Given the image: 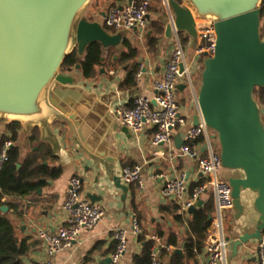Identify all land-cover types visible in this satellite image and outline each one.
Wrapping results in <instances>:
<instances>
[{
  "label": "water",
  "instance_id": "water-1",
  "mask_svg": "<svg viewBox=\"0 0 264 264\" xmlns=\"http://www.w3.org/2000/svg\"><path fill=\"white\" fill-rule=\"evenodd\" d=\"M92 1L0 0V122L39 128L42 140L58 148L51 125L65 120L79 146L106 167L116 187L126 194L128 186L114 174L118 152L115 135L120 131L128 135L129 129L110 112L112 100L108 96L98 98L75 86L73 68L62 70L76 48L82 54L92 43L110 48L123 40L121 34L109 33L100 23L81 18ZM263 3L168 0L171 22L166 25L167 36L175 30L197 43V21H209L214 26L216 48L212 57L205 55L193 126L203 121L216 133L223 168L239 173L228 179L239 215L244 212L242 192L257 194L254 206L260 214L258 224L254 232L233 240L229 260L238 256L240 247L264 235V108L254 98V90L264 87ZM182 144L180 138L179 147ZM94 197L89 196L92 202ZM202 204L200 201L190 208L189 214ZM0 211L7 213L8 207H0ZM175 253L183 254L181 249ZM103 263L113 264L111 258Z\"/></svg>",
  "mask_w": 264,
  "mask_h": 264
},
{
  "label": "crops",
  "instance_id": "crops-1",
  "mask_svg": "<svg viewBox=\"0 0 264 264\" xmlns=\"http://www.w3.org/2000/svg\"><path fill=\"white\" fill-rule=\"evenodd\" d=\"M104 1L107 6L100 12L101 20L98 23L101 25L105 24V11L112 3L110 0ZM130 1L118 0L116 4L124 5ZM158 5H154V8ZM161 5L162 7L160 6L161 9L159 11L151 10L148 25L149 27L155 22L164 28L162 33L155 34L158 39L155 51L151 52L148 47L146 33L148 35L152 34V31L148 28V31L146 29L145 31L125 30L116 32L122 35L123 40L127 39L138 52L135 61L139 65L138 72L141 71L142 74L138 77L137 72L136 86L124 87L123 83L128 74V66L114 64L121 52L126 51L122 44L123 40L119 45L110 47L105 51L103 58L105 64L99 68L95 78L86 79L79 70H75L72 73L75 79V86L88 93L95 94L98 98L108 96L112 100L109 105L110 112L119 105H132L138 96L153 95L154 82L163 78L167 64L174 51L177 36L175 30L169 36L166 35L165 29L166 25L171 22V12L167 6ZM197 23H199V28L205 25L202 20H198ZM177 35L180 39V34L177 33ZM262 35L264 39V32ZM183 37L189 38V41H185L188 42L185 52L186 61L190 63L195 56L198 42L195 43L186 34ZM115 47H118V53L113 54ZM109 52L111 56L108 55ZM204 60L205 57L203 56V62ZM193 80L190 81L187 78H183L179 82L176 93L180 114L190 124H193V118L198 113L196 97L201 86L200 81ZM33 129L22 125L18 131L19 137L14 145L21 149L22 157L31 152L29 138L33 134ZM51 129L58 137L59 147H52L55 151L56 160H50L45 165L61 168L62 175L54 180L42 179V181L46 182V185L39 188L41 189L40 191L37 189L35 194L20 199L22 215L17 220L22 233L32 236L35 240H40L37 236L39 229L56 232L61 226L67 224L68 215L63 209L67 196V186L72 176H79L82 180L83 195L89 200L90 195L95 196V202L103 206L105 216L95 228L86 230L71 248L58 255L56 264H104L103 262L110 258L117 249L118 241L114 237L115 230L126 231L128 238L127 251L119 264H133L134 256L140 254L143 249V244L139 242L138 236L132 232L134 217L138 219L142 231L149 232V235H156L153 232L159 228L166 233V236L177 234L179 246L175 248L170 245L173 249L169 252H175L177 249L182 250L181 244L185 238L186 226L174 220V216L168 209L174 200L163 197L161 189L166 180L182 173L188 176L191 187L198 185L204 180L199 173L197 161L180 156L178 153L180 148L179 140L180 138L183 140L184 137V128H179L175 131L172 143L160 147H155L152 144L155 132V127L153 126L147 127L139 135L131 131L128 135L121 131L115 135L118 152L114 163V174L121 180V172L125 166H140L142 170L141 184L128 185L126 194L116 187L114 180L108 176L106 167L79 146L75 141V134L70 124L65 120H56L52 123ZM4 136L10 137L11 132L8 129V123L0 122V152L4 147H2ZM208 136L214 148L219 143L217 135L209 131ZM204 138L203 141H199L194 147L200 151L202 156H207L208 144L206 137ZM220 176L228 180L230 177H238L239 173L223 168ZM121 183L125 185L122 180ZM256 197L257 194L253 191H243L241 201L244 206V212L239 215L234 207V209L224 213L223 232L226 238H231L228 240L230 246L228 264L258 263L257 248L259 241L256 240L240 247L238 256L229 260L233 240L246 232L255 231L260 217L254 206ZM200 201L203 203L212 202L215 214L216 206L211 190L205 193ZM178 214H180L179 210ZM214 214L212 215V224L209 231L213 227ZM183 215L189 217L191 214ZM23 226L24 230L21 229ZM44 259V244L40 240L38 248L30 252L25 260L28 264H38ZM205 259L204 248V251L197 257L198 264H204Z\"/></svg>",
  "mask_w": 264,
  "mask_h": 264
},
{
  "label": "built area",
  "instance_id": "built-area-1",
  "mask_svg": "<svg viewBox=\"0 0 264 264\" xmlns=\"http://www.w3.org/2000/svg\"><path fill=\"white\" fill-rule=\"evenodd\" d=\"M157 1L168 7V0H131L124 5L109 6L105 11V24L116 32L145 31L149 25L151 8ZM202 22L205 25L200 28L198 23L199 39L193 60L190 63L186 61L185 49L175 32L177 38L174 51L163 78L154 82L153 95L138 96L132 105H119L112 110V113L122 126L136 135L143 133L147 127L154 124L152 144L155 147L172 143L175 131L184 128L183 144L178 153L180 156L197 161L199 173L204 180L191 187L188 176L182 173L166 180L161 193L163 197L177 202L180 214H187L190 208L198 205L205 193L209 190L213 192L216 211L213 216V227L208 232L205 244L204 264H228L230 247L223 232V216L226 211L234 209L232 187L228 180L220 176L223 169L222 161L214 152L208 136L209 129L203 121L198 126L188 123L180 114L176 98L179 82L183 78L191 81L192 73L200 71L198 58L214 55L217 39L214 26L209 21ZM141 74L142 72L139 71L138 77ZM202 136L207 139V156H202L194 147ZM11 145V142H7L0 152V169L7 159V150ZM121 180L127 186L141 184V167L125 166L121 172ZM63 209L68 215L67 224L56 232L47 229L37 231V236L43 242L45 249V259L38 264H56L58 255L71 248L86 230L95 228L105 216V210L100 203L92 202L83 195L82 180L79 176H72L68 182ZM132 232L136 236L142 234L136 217L133 218ZM114 237L118 245L110 258L113 264H119L127 251L128 238L124 230H115ZM147 237L153 241L150 249L151 264H162L163 250L170 251L173 247L165 244L157 235ZM257 257V264H264V235L259 240Z\"/></svg>",
  "mask_w": 264,
  "mask_h": 264
},
{
  "label": "trees",
  "instance_id": "trees-1",
  "mask_svg": "<svg viewBox=\"0 0 264 264\" xmlns=\"http://www.w3.org/2000/svg\"><path fill=\"white\" fill-rule=\"evenodd\" d=\"M110 1L112 2L110 6H113L116 5L118 0ZM176 1L181 2V0ZM160 6L156 8L152 6L151 10L159 11L161 9ZM87 21L93 22V20ZM102 26L105 30L108 29L109 32L116 33L115 30L108 28L106 24ZM148 29L152 31V34L148 35L146 33V38L148 47L153 52L156 50L158 44L155 34L162 33L164 28L162 25L154 22ZM260 31L262 35L264 32V3L261 9ZM183 35V33L180 34L182 45L185 41H189V38L183 37ZM122 44L126 51L121 52L114 64L128 66V74L123 86L134 87L136 86V75L139 68L138 63L135 61L138 52L127 39H124ZM107 49L99 42L88 45L82 54L76 48L65 60L62 70L66 72L68 68H73V71H75L77 70L76 66L80 65L79 71L83 77L86 79L95 78L99 72V68L105 64L103 58ZM202 64L203 56L200 58L201 68L198 71L199 73H202L204 67ZM254 98L260 108L263 109L264 87H257L254 90ZM262 120L264 124V114L262 115ZM21 127L22 125L19 123L8 124L11 136H4L2 139V147L5 146L6 142H11L12 145L8 148L7 159L3 162L0 169V207H8L7 213L0 211V264H28L25 258L30 252L38 248L40 240H35L32 236L26 235L20 230L17 220L22 215V203H20V199L35 194L37 189L46 185V182L42 181V179L48 178L54 180L62 175L61 168L45 165L50 160H56V155L52 146L41 140L38 128L33 129V134L29 138L31 152L22 157L21 149L14 145L18 140V131ZM204 139V136H202L200 141ZM214 152L220 156L219 143L214 146ZM19 164L21 165L20 168H18ZM168 209L176 222L186 226V233L181 244L183 254L163 250L161 254L162 264H198L197 257L204 251L208 231L212 224L209 216L214 214L213 203H203L189 217L178 214L179 206L175 201ZM153 234L162 238L163 242L167 245H172L175 248L179 246L177 234L166 236V233L160 228L153 232ZM148 235L149 232L143 230L142 234L138 236L139 242L143 244V249L140 254L134 256L133 264H151L150 249L153 241L148 239Z\"/></svg>",
  "mask_w": 264,
  "mask_h": 264
},
{
  "label": "rangeland",
  "instance_id": "rangeland-1",
  "mask_svg": "<svg viewBox=\"0 0 264 264\" xmlns=\"http://www.w3.org/2000/svg\"><path fill=\"white\" fill-rule=\"evenodd\" d=\"M104 0H93L85 9H84V11L82 12V14H81V18L82 19H84V20H95V22H100V20H101V16H100V12L102 11V10H104L105 9V7L107 6L106 4H104ZM159 4V5H158ZM162 3L161 2H155V4L154 5H158V6H160ZM161 7H162V5H161ZM108 32H109V30L108 29H106ZM188 42H184L183 43V46H184V49H187V47H188ZM118 47H115V49H114V53L113 54H116V53H118V49H117ZM112 54V55H113ZM108 55H110L111 56V53L109 52L108 53ZM200 58L201 57H199L198 58V61H199V64H200ZM203 66H204V62H203V64H202ZM75 71H73V73H74ZM201 74L202 73H199V72H194V73H192V79H194V80H198V81H200L201 82ZM193 80V81H194ZM264 114V110H262V115ZM230 247V246H229Z\"/></svg>",
  "mask_w": 264,
  "mask_h": 264
}]
</instances>
